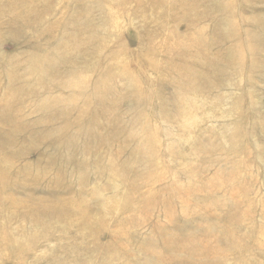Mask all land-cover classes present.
I'll return each mask as SVG.
<instances>
[{
  "label": "rangeland",
  "instance_id": "obj_1",
  "mask_svg": "<svg viewBox=\"0 0 264 264\" xmlns=\"http://www.w3.org/2000/svg\"><path fill=\"white\" fill-rule=\"evenodd\" d=\"M61 263L264 264V0H0V264Z\"/></svg>",
  "mask_w": 264,
  "mask_h": 264
},
{
  "label": "bare ground",
  "instance_id": "obj_2",
  "mask_svg": "<svg viewBox=\"0 0 264 264\" xmlns=\"http://www.w3.org/2000/svg\"><path fill=\"white\" fill-rule=\"evenodd\" d=\"M156 1V0H155ZM165 2H167V1H165ZM156 4V3H155ZM186 6V5H185ZM187 9H189V8H187ZM246 33V32H245ZM189 38H192V37H189ZM187 41V40H186ZM189 44H191V46L193 47L194 46V48H196L197 47V49H198V51H197V53L195 54V55H193V57H195V58H203V57H209L210 55L207 53V51H206V48H207V42H206V40H202V39H199V40H196V39H188V41H187ZM253 45L252 44H249V50H253ZM113 53V52H112ZM242 54H243V49L241 48V47H239L238 48V55H239V57H241L242 56ZM185 60V59H184ZM42 62H43V65H42V67H41V69H40V73L41 74H46L47 75V69H48V66L51 64V62H49V61H47L45 58H43V60H42ZM151 67V66H150ZM189 67H192V65H189ZM122 69H124V68H122ZM127 71V70H126ZM179 72H181L180 74H182V75H184L185 74V72H186V74L188 75V76H191V72H192V69H189V68H187V69H179ZM136 77V76H135ZM138 77V76H137ZM196 79L197 78H195L194 79V82H196ZM198 80V79H197ZM108 82V81H107ZM194 82H190V84L191 85H189V86H191V87H195L194 88V90H196L198 87H197V83L195 84ZM188 84V83H187ZM195 84V85H194ZM93 86V85H92ZM97 88L98 89H104V88H102L101 86H97ZM94 89V88H93ZM92 89V90H93ZM198 90V89H197ZM87 93V92H86ZM114 94L113 93H111V92H108V91H105L104 90V96H106V100H105V98L103 99V103H102V105H103V108H107L108 107V104H110V102H111V99H110V96L112 97ZM185 100V101H184ZM91 101V100H90ZM180 103V105L182 106V109H183V112L185 113V114H188L189 112H191L193 109H194V106H195V103H194V101L193 100H191V99H189V98H187V99H179V98H177V103ZM235 202L237 203V204H239L240 202H244V198H241L240 200H238L237 198H235ZM251 203V202H250ZM236 208V207H235ZM237 208L239 209V207L237 206ZM237 208L233 211V213H234V217H233V220H238L239 219V217H240V215H241V213L239 212V210H237ZM86 220V218L84 217V220L83 221H85ZM229 230H231V229H229ZM229 230H226V232H225V238L226 239H228L229 237H230V235H231V232L229 231ZM3 232H2V236L3 235H5L4 237H6V236H10L9 235V233L7 232V230H2ZM16 234H18V232L17 233H15V235ZM21 234V233H20ZM11 237V236H10ZM9 237V238H10ZM228 245L226 246V247H223V245L221 244V243H215L213 246H211L210 248L211 249H215V248H219V249H224L225 251L226 250H228ZM71 250H73V249H69V251L67 250V251H63V252H70ZM66 254V253H65ZM237 263V262H236ZM235 263V264H236ZM62 264V263H61ZM67 264V263H66Z\"/></svg>",
  "mask_w": 264,
  "mask_h": 264
}]
</instances>
